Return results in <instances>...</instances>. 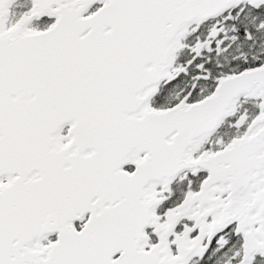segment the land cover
Wrapping results in <instances>:
<instances>
[{
    "label": "snow or ice",
    "instance_id": "6c2138e0",
    "mask_svg": "<svg viewBox=\"0 0 264 264\" xmlns=\"http://www.w3.org/2000/svg\"><path fill=\"white\" fill-rule=\"evenodd\" d=\"M0 264H264V0H0Z\"/></svg>",
    "mask_w": 264,
    "mask_h": 264
}]
</instances>
